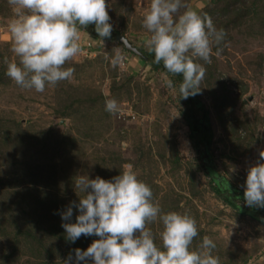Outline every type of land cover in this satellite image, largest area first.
I'll list each match as a JSON object with an SVG mask.
<instances>
[{"label": "rangeland", "instance_id": "1", "mask_svg": "<svg viewBox=\"0 0 264 264\" xmlns=\"http://www.w3.org/2000/svg\"><path fill=\"white\" fill-rule=\"evenodd\" d=\"M184 2L227 33L213 45L210 64L197 61L206 68L199 95L214 125L215 168L245 189L249 168L264 163V0H245L240 17L225 8L227 0ZM107 3L119 34L102 40L80 29L81 51L65 65L75 69L72 79L37 92L6 75L5 57L18 58L8 29L12 6L0 0V264H65L70 256L77 264L72 243L53 236L50 224L76 221L78 208L70 221L62 213L84 195L75 188L77 176L112 179L129 164L151 186L162 213L195 217L194 248L208 236L220 264H264V225L225 203L202 169L180 82L120 40L145 48L143 17L151 0ZM117 50L123 60L113 67ZM108 99L117 102L115 113L106 111ZM148 228L161 245L162 222ZM85 238L89 246L94 241Z\"/></svg>", "mask_w": 264, "mask_h": 264}, {"label": "clouds", "instance_id": "2", "mask_svg": "<svg viewBox=\"0 0 264 264\" xmlns=\"http://www.w3.org/2000/svg\"><path fill=\"white\" fill-rule=\"evenodd\" d=\"M8 3L14 13L8 24L11 51L18 59L5 57L6 75L17 85L37 92L72 79L75 69L65 65L81 51V28L94 24L102 40L110 38L113 31L107 0H8ZM143 28L149 33L144 47L154 53V62H162L172 76L182 75L181 97L199 94L206 68L197 61L211 63L213 45L224 41L226 31L217 29L207 13L194 10L184 0H151L144 13ZM122 60L117 50L113 67ZM165 83L174 87L167 76ZM105 108L115 113L117 102L108 99ZM259 157L264 160V150ZM74 183L84 195H79V203L74 202L62 213V219L70 221L73 208L79 210L74 223L62 225L66 239L75 242L82 235L99 237L86 250H75L77 264L88 259L92 264H220L212 251L216 244L208 236L193 247L199 235L195 217L188 211L162 213L151 186L138 178L132 165H125L112 179L80 175ZM244 199L249 207L264 208V163L249 168ZM157 219L163 224L159 233L161 245L148 228ZM65 264H71V256Z\"/></svg>", "mask_w": 264, "mask_h": 264}, {"label": "trees", "instance_id": "3", "mask_svg": "<svg viewBox=\"0 0 264 264\" xmlns=\"http://www.w3.org/2000/svg\"><path fill=\"white\" fill-rule=\"evenodd\" d=\"M227 1L228 3L225 5V8L229 10L232 14H236L238 16L239 12H243V9L245 7V0ZM241 7H243V9ZM234 17H232V19ZM238 17H240V15ZM81 29L91 34L94 38L101 39L95 31L94 24H90L86 28ZM117 34H119V32L115 29L112 31L110 38H103V40H109L115 37V35ZM139 51L140 55H137L145 63L153 66L156 70H162L167 73V70L164 68L162 62L160 64H156L154 62V53H149L146 48H141L140 46ZM171 77L175 78V80L179 81L180 83L183 79L182 75H171ZM182 99L184 100L185 105H187V109L185 110L184 115L191 130L190 138L195 144V148L197 150L199 158L202 161V169L206 176L209 177L213 189L219 196L224 199L225 203L229 204L231 207L237 210L238 213L249 216L250 218L257 220L258 222L264 225V208L249 207L244 199L245 189L238 188L237 186H235L230 180H228V178L222 176L215 168V159L211 151V143L214 138V125L212 122H210L209 110L206 108L205 104L201 100L200 95L197 94L195 96H190L187 99ZM201 110L203 112V115L199 116ZM62 225L63 224L58 225V223L56 225L50 224V227L52 226L50 228L51 234L57 237L58 239L65 240V242H71L66 239V233ZM87 238L94 240V238L90 236H87ZM88 241L89 240L84 242L82 240L81 242L80 237L75 242H71L73 245V248H71V253L75 255V250L77 248L86 250L89 247Z\"/></svg>", "mask_w": 264, "mask_h": 264}, {"label": "water", "instance_id": "4", "mask_svg": "<svg viewBox=\"0 0 264 264\" xmlns=\"http://www.w3.org/2000/svg\"><path fill=\"white\" fill-rule=\"evenodd\" d=\"M122 38H124V37H121L120 40H122V42L125 44L126 48H128L132 52H135L136 54L140 55V51L135 46H132V44L126 38H125V40Z\"/></svg>", "mask_w": 264, "mask_h": 264}]
</instances>
